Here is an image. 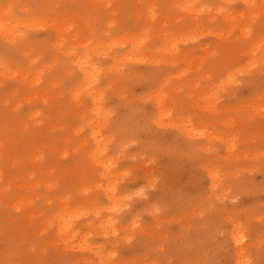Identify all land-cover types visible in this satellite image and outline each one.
<instances>
[{
  "label": "rangeland",
  "instance_id": "obj_1",
  "mask_svg": "<svg viewBox=\"0 0 264 264\" xmlns=\"http://www.w3.org/2000/svg\"><path fill=\"white\" fill-rule=\"evenodd\" d=\"M0 264H264V0H0Z\"/></svg>",
  "mask_w": 264,
  "mask_h": 264
},
{
  "label": "bare ground",
  "instance_id": "obj_2",
  "mask_svg": "<svg viewBox=\"0 0 264 264\" xmlns=\"http://www.w3.org/2000/svg\"><path fill=\"white\" fill-rule=\"evenodd\" d=\"M87 75H88V73L86 72V73H85V76H87Z\"/></svg>",
  "mask_w": 264,
  "mask_h": 264
}]
</instances>
